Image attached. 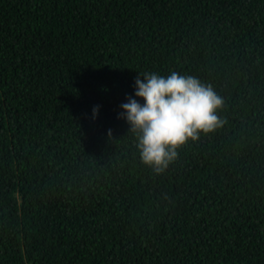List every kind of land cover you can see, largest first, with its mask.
Instances as JSON below:
<instances>
[{"label": "trees", "instance_id": "16d2710c", "mask_svg": "<svg viewBox=\"0 0 264 264\" xmlns=\"http://www.w3.org/2000/svg\"><path fill=\"white\" fill-rule=\"evenodd\" d=\"M172 71L223 124L156 174L118 116ZM0 264H264V0H0Z\"/></svg>", "mask_w": 264, "mask_h": 264}, {"label": "clouds", "instance_id": "9594fccd", "mask_svg": "<svg viewBox=\"0 0 264 264\" xmlns=\"http://www.w3.org/2000/svg\"><path fill=\"white\" fill-rule=\"evenodd\" d=\"M135 86V96L144 103L128 97L120 105L123 112L118 118L128 122L137 136L141 161L156 174L176 160L178 149L189 140L197 141L201 133L213 132L223 124L216 114L223 99L195 76L145 72L136 77ZM98 110L99 106L93 108V118Z\"/></svg>", "mask_w": 264, "mask_h": 264}]
</instances>
